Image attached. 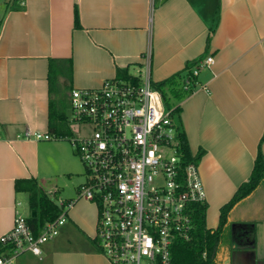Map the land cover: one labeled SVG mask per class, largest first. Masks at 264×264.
Returning <instances> with one entry per match:
<instances>
[{
    "label": "crops",
    "instance_id": "1",
    "mask_svg": "<svg viewBox=\"0 0 264 264\" xmlns=\"http://www.w3.org/2000/svg\"><path fill=\"white\" fill-rule=\"evenodd\" d=\"M145 54L154 81L213 56L178 115L206 192V225L217 227L258 146L264 156V0H0V235L16 214H30L17 179L33 177L42 188L59 160L60 173L79 165L69 141L23 137L27 129L53 134L49 59L71 60V87H96L142 71ZM95 221L93 204L74 201L39 255L25 251L10 264H110L92 238ZM222 244L220 264H264V180L231 208Z\"/></svg>",
    "mask_w": 264,
    "mask_h": 264
},
{
    "label": "built area",
    "instance_id": "2",
    "mask_svg": "<svg viewBox=\"0 0 264 264\" xmlns=\"http://www.w3.org/2000/svg\"><path fill=\"white\" fill-rule=\"evenodd\" d=\"M144 57L142 71L127 78L115 75L96 87L69 90L67 122L77 133L25 131V138L67 139L85 179L76 198L58 202V217L37 232L26 216L16 214L12 227L0 235V264L25 251L39 255L78 199L96 208L92 238L110 264H173L174 242L191 239V205L205 202L206 192L196 158L181 157L173 109L154 87L149 54ZM212 62L207 54L183 72V88L195 84L198 72Z\"/></svg>",
    "mask_w": 264,
    "mask_h": 264
},
{
    "label": "trees",
    "instance_id": "3",
    "mask_svg": "<svg viewBox=\"0 0 264 264\" xmlns=\"http://www.w3.org/2000/svg\"><path fill=\"white\" fill-rule=\"evenodd\" d=\"M75 25H78V13L75 10ZM210 37H207V43ZM200 60L197 59L194 61ZM188 65V64H187ZM189 64L188 66H190ZM186 68L185 70H187ZM71 71V60L50 58L48 64V124L49 132L56 135L67 134L65 126V108L68 103V93L70 86L69 76ZM183 72L172 75L161 81H154L153 85L162 94L166 107L172 108V117L176 125L177 137L179 139V152L183 160L195 159L187 143L181 121L178 115V102L193 90L194 83L185 90L183 84ZM67 77L60 80V77ZM126 78L128 75L125 76ZM69 104V103H68ZM177 116V119L175 117ZM179 122V124H178ZM264 138V132L262 138ZM264 180V156L258 146L254 158L253 166L249 178L241 183L232 197L219 209V221L216 228H209L206 225V203L195 202L191 205L193 222L192 237L190 240H176L171 247L173 264H220L222 253V243L227 229L228 213L231 208L241 199L252 193L257 186ZM16 191L27 193L30 214L27 222L34 232L49 221H53L62 211V206L54 202L38 184L35 178H20L14 183ZM34 212V214H32ZM4 247L0 243V254Z\"/></svg>",
    "mask_w": 264,
    "mask_h": 264
},
{
    "label": "rangeland",
    "instance_id": "4",
    "mask_svg": "<svg viewBox=\"0 0 264 264\" xmlns=\"http://www.w3.org/2000/svg\"><path fill=\"white\" fill-rule=\"evenodd\" d=\"M151 81L154 82V79L151 78ZM68 103H69V101H68ZM68 103H67V106L64 110L65 118H66L65 126L67 129V134L77 133L78 129L76 128V126L72 125L70 127V125L67 122ZM175 117L177 119L176 115H175ZM178 124H179V122H178ZM63 140L68 141L67 139H63ZM73 153L77 157L79 165L76 168V171L72 175L68 174L66 172L60 173V171L62 169L61 167L64 166L60 160L58 161V163H59L58 168L50 166V167H48L46 172L44 171L46 173L45 174L46 178H44V180L41 181V186L43 189L46 190V192H51V193L55 192L57 195H59L60 197H63V198H68V197L75 198L76 197L77 186L84 181L85 175H84L83 166H82L78 156L75 154L74 150H73ZM48 195L51 197V199L54 202H56V203L58 202V198H57L58 196L57 195H55V194H51V195L48 194ZM24 212L29 214V209L27 208Z\"/></svg>",
    "mask_w": 264,
    "mask_h": 264
},
{
    "label": "water",
    "instance_id": "5",
    "mask_svg": "<svg viewBox=\"0 0 264 264\" xmlns=\"http://www.w3.org/2000/svg\"><path fill=\"white\" fill-rule=\"evenodd\" d=\"M32 214H34V212H32Z\"/></svg>",
    "mask_w": 264,
    "mask_h": 264
}]
</instances>
